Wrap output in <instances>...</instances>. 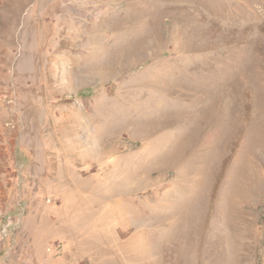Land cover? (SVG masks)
I'll use <instances>...</instances> for the list:
<instances>
[{
  "label": "rangeland",
  "instance_id": "rangeland-1",
  "mask_svg": "<svg viewBox=\"0 0 264 264\" xmlns=\"http://www.w3.org/2000/svg\"><path fill=\"white\" fill-rule=\"evenodd\" d=\"M0 264H264V0H0Z\"/></svg>",
  "mask_w": 264,
  "mask_h": 264
}]
</instances>
